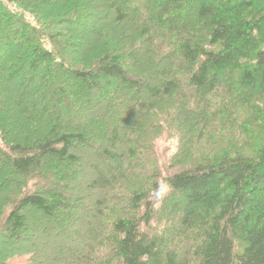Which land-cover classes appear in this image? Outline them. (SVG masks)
Here are the masks:
<instances>
[{"label":"trees","instance_id":"16d2710c","mask_svg":"<svg viewBox=\"0 0 264 264\" xmlns=\"http://www.w3.org/2000/svg\"><path fill=\"white\" fill-rule=\"evenodd\" d=\"M29 209L55 264H264V0H0V252Z\"/></svg>","mask_w":264,"mask_h":264},{"label":"rangeland","instance_id":"374dc122","mask_svg":"<svg viewBox=\"0 0 264 264\" xmlns=\"http://www.w3.org/2000/svg\"><path fill=\"white\" fill-rule=\"evenodd\" d=\"M101 6V5H99ZM102 7H98L96 10L100 11ZM54 9V8H53ZM102 25L110 28L112 26V22H105ZM99 39H96V43H98ZM150 74H147L149 78ZM150 83L151 79L148 80ZM16 122H14L15 124ZM13 124V126H15ZM174 140L172 138H168L166 135H161L160 138L155 140V153L159 161L164 162L174 151ZM3 176H8L7 171H3ZM82 178V176L80 177ZM88 179V178H86ZM4 191V190H3ZM78 193V191L76 190ZM72 193L75 192L72 190ZM80 193V192H79ZM89 212V211H88ZM85 211V208L81 210L80 214L83 219H85L86 215L89 214ZM59 219L52 217H45L40 213H37L31 209L27 211V234L21 238L20 241L6 240V244L4 245V249L0 252V264H2V259L4 256L13 255L8 259L9 264H27L28 257L24 256H16L23 251H31L34 253L33 259L29 260V264H55L59 257H76L75 253L71 254L66 252V248L69 246L73 247V249L77 250L81 248L84 243V238L81 237L77 239L75 242H70L65 238V234H62L58 231L60 222ZM86 225L80 224L79 230L84 233L86 229ZM51 231L48 236L45 235L48 231ZM2 238H0V247H1Z\"/></svg>","mask_w":264,"mask_h":264}]
</instances>
